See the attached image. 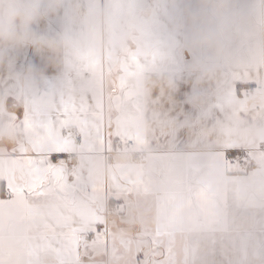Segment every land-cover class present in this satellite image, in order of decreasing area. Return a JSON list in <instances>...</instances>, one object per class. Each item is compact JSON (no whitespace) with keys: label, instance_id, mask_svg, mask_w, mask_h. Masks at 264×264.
Wrapping results in <instances>:
<instances>
[{"label":"crops","instance_id":"1","mask_svg":"<svg viewBox=\"0 0 264 264\" xmlns=\"http://www.w3.org/2000/svg\"><path fill=\"white\" fill-rule=\"evenodd\" d=\"M84 5L0 0V252L264 264V0Z\"/></svg>","mask_w":264,"mask_h":264},{"label":"built area","instance_id":"2","mask_svg":"<svg viewBox=\"0 0 264 264\" xmlns=\"http://www.w3.org/2000/svg\"><path fill=\"white\" fill-rule=\"evenodd\" d=\"M78 1L80 4V9L84 10L85 9V5H84L85 0H78ZM252 94H253V87H247L246 92H245V96L250 97V96H252ZM70 135L75 140H79L81 138V133L77 130L71 131ZM120 143H122V140H120ZM259 147L264 148V141L259 142ZM63 157H64V161H65L66 165L69 168H73L75 166V164H76L75 152H66ZM145 157H146L145 153H139L138 154L139 160H143V159H145ZM231 162L234 163L240 171H244V172L253 168L254 163H255L252 156L245 150H239V155L237 157H233Z\"/></svg>","mask_w":264,"mask_h":264},{"label":"snow or ice","instance_id":"3","mask_svg":"<svg viewBox=\"0 0 264 264\" xmlns=\"http://www.w3.org/2000/svg\"><path fill=\"white\" fill-rule=\"evenodd\" d=\"M67 114L71 115V110H67ZM65 113L64 112H57L53 115V117L50 118V125L52 127H55L59 124V122L63 119H65ZM39 136L43 137L47 134L46 126L41 127L38 129ZM63 153L61 152H52L48 155L47 161H45L46 164L56 166L59 161L63 158ZM239 155V150L237 149H229L225 152V158L229 161L232 160L233 157H237ZM51 178H49V181ZM24 195H27V193H23ZM33 194H38L36 192H33ZM0 264H19V262L15 259H13L11 253L6 252H0Z\"/></svg>","mask_w":264,"mask_h":264},{"label":"clouds","instance_id":"4","mask_svg":"<svg viewBox=\"0 0 264 264\" xmlns=\"http://www.w3.org/2000/svg\"><path fill=\"white\" fill-rule=\"evenodd\" d=\"M39 2V0H36V3H38ZM35 4H33V9H35ZM8 39H10V37L9 36H6V35H4L3 34V32L2 31H0V43H2V42H4V41H6V40H8Z\"/></svg>","mask_w":264,"mask_h":264}]
</instances>
